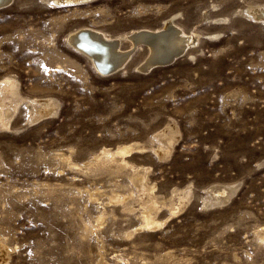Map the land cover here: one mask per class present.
Listing matches in <instances>:
<instances>
[{
	"label": "rangeland",
	"instance_id": "1",
	"mask_svg": "<svg viewBox=\"0 0 264 264\" xmlns=\"http://www.w3.org/2000/svg\"><path fill=\"white\" fill-rule=\"evenodd\" d=\"M263 7L13 0L0 8V84L10 80L17 93L3 96L8 126L0 120V258L264 264ZM169 18L197 39L168 64L140 69L141 47L105 75L67 42L91 28L127 49L128 33L160 30ZM43 98L55 112L36 113L31 102ZM172 125L168 143L158 133ZM160 144L170 153L160 156Z\"/></svg>",
	"mask_w": 264,
	"mask_h": 264
},
{
	"label": "bare ground",
	"instance_id": "2",
	"mask_svg": "<svg viewBox=\"0 0 264 264\" xmlns=\"http://www.w3.org/2000/svg\"><path fill=\"white\" fill-rule=\"evenodd\" d=\"M70 1L72 2V0H55V2L61 4L62 2L65 3ZM75 1H84V0H75ZM254 11L255 10H252L250 12L255 13ZM256 17L261 18L264 21V16H260L258 14L256 15ZM172 19L171 18L166 19L164 21V26L162 25L163 27H161L160 30L154 31L150 29L148 30L144 29V30L133 31L131 33H128L127 36H125L129 41V47L127 49L124 48L122 49L121 47H119L121 42H119L118 37L109 38L106 34L100 33L99 31H95L91 28H80L79 30L70 33L67 36V42L74 48V50L76 49L78 50V52L85 55L93 64V66H95L98 72H101L102 74L105 75L108 73H103V71L108 70V72L109 71L111 72L113 71V69H118L122 67L129 60V58L132 57L131 55L134 52V50L137 51L138 48L141 49V47H145L147 49L146 50L147 56L142 60L140 64V66L142 67L140 69L143 68L145 69L146 67L154 65V61H156V63L158 64H168L167 63L168 60L172 59L176 53H180V52L184 53V51L187 48L189 49L197 39L196 34L185 33L183 29H180L179 26L177 27L174 24V22H172L173 21ZM124 38L122 37L123 41L125 40ZM95 62L97 63V66L95 65L96 64ZM108 65L110 66L109 68ZM5 93L17 95L15 87L12 85V82L10 80H5L0 84V120L4 122L6 125L9 122L7 117L4 118V114L5 111H8L9 107L6 108L4 104L5 100L3 99H5L6 97L3 96L5 95ZM35 101L31 102L32 106L35 107L36 113L40 115L45 116L47 114H50L52 111L55 112L56 111L55 109L58 108L56 107L57 106L56 102L54 100H51L50 98L36 99ZM16 106L17 103L14 104L12 108L15 109ZM6 126H8V124ZM175 126L173 125L166 126L165 128H163L162 131L158 133V136H163V138L166 137V139L169 141L168 143H171L172 139L177 133V128ZM170 148L171 146H163L160 144L156 149V152L160 156H165L170 153ZM126 151L127 148H121L119 150L120 153ZM148 215L149 214L147 213L146 217ZM144 222L147 225H152V224L157 225L156 223L157 221H154L153 218H149V217L146 218ZM0 264H6L3 258H0Z\"/></svg>",
	"mask_w": 264,
	"mask_h": 264
},
{
	"label": "water",
	"instance_id": "3",
	"mask_svg": "<svg viewBox=\"0 0 264 264\" xmlns=\"http://www.w3.org/2000/svg\"><path fill=\"white\" fill-rule=\"evenodd\" d=\"M11 1H12V0H0V8H1V7H4V6H6V5H8ZM176 55H178V53H176L175 56H176ZM175 56H174V57H175ZM174 57H173V58H174ZM173 58H172V59H173ZM172 59L168 60L167 63H170V62L172 61ZM95 63H96V62H95ZM154 64L156 65V61H154ZM95 65L97 66V63H96ZM109 67H110V66L108 65V68H109ZM113 70H115V69H113ZM109 72H110V71H109ZM109 72H108V70L103 71V73H109Z\"/></svg>",
	"mask_w": 264,
	"mask_h": 264
}]
</instances>
